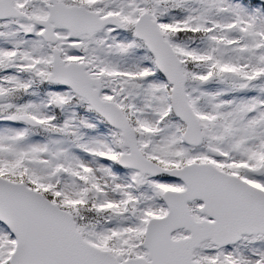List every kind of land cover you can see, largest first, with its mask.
Masks as SVG:
<instances>
[{"label": "snow or ice", "instance_id": "1", "mask_svg": "<svg viewBox=\"0 0 264 264\" xmlns=\"http://www.w3.org/2000/svg\"><path fill=\"white\" fill-rule=\"evenodd\" d=\"M0 264H264V0H0Z\"/></svg>", "mask_w": 264, "mask_h": 264}]
</instances>
